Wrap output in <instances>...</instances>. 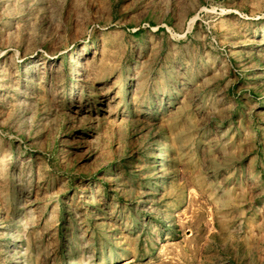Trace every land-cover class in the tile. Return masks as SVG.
<instances>
[{
  "label": "rangeland",
  "instance_id": "374dc122",
  "mask_svg": "<svg viewBox=\"0 0 264 264\" xmlns=\"http://www.w3.org/2000/svg\"><path fill=\"white\" fill-rule=\"evenodd\" d=\"M0 264H264V0H0Z\"/></svg>",
  "mask_w": 264,
  "mask_h": 264
}]
</instances>
